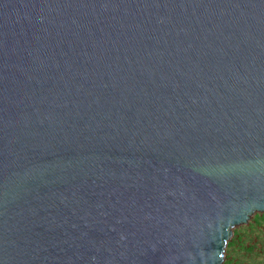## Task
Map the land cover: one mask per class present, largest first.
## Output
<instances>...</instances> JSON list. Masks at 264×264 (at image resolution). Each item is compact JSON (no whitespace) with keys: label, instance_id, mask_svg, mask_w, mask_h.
<instances>
[{"label":"water","instance_id":"1","mask_svg":"<svg viewBox=\"0 0 264 264\" xmlns=\"http://www.w3.org/2000/svg\"><path fill=\"white\" fill-rule=\"evenodd\" d=\"M264 213V0H0V264H223Z\"/></svg>","mask_w":264,"mask_h":264},{"label":"rangeland","instance_id":"2","mask_svg":"<svg viewBox=\"0 0 264 264\" xmlns=\"http://www.w3.org/2000/svg\"><path fill=\"white\" fill-rule=\"evenodd\" d=\"M223 264H264V213L237 226L224 250Z\"/></svg>","mask_w":264,"mask_h":264}]
</instances>
